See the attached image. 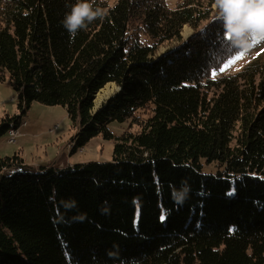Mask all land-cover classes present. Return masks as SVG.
I'll use <instances>...</instances> for the list:
<instances>
[{"label": "trees", "instance_id": "trees-1", "mask_svg": "<svg viewBox=\"0 0 264 264\" xmlns=\"http://www.w3.org/2000/svg\"><path fill=\"white\" fill-rule=\"evenodd\" d=\"M74 2L0 0V82L21 110L0 136L33 101L61 105L72 152L99 134L113 157H0V264H264V59L212 77L243 51L215 0H112L71 36ZM109 81L120 90L95 110Z\"/></svg>", "mask_w": 264, "mask_h": 264}, {"label": "rangeland", "instance_id": "rangeland-1", "mask_svg": "<svg viewBox=\"0 0 264 264\" xmlns=\"http://www.w3.org/2000/svg\"><path fill=\"white\" fill-rule=\"evenodd\" d=\"M178 1L168 0V3L174 7ZM192 31V28L186 26L182 36L184 38L189 37ZM254 36L251 41V47L244 49L229 59L234 60V63L228 64V60L222 66L224 70H217L215 75L212 74V77L219 78L227 74H235L253 59L257 57L264 59V36L256 34ZM237 56L240 58L236 59ZM116 91L115 87L109 96L111 97ZM17 96V92L12 88L8 79L0 82V120L6 114L11 117L21 116ZM105 100L107 98L101 104ZM101 104L96 105L95 103L98 107ZM21 120V125L18 127L19 134L15 142L9 141L10 129L0 136V157L19 153L31 167L48 165L49 163L61 167L75 163L112 160L116 140L105 139L103 135L99 134L90 139L85 146L72 152L73 144L71 139L76 129L72 127V121L68 116L67 110L61 105H44L38 101H33L26 113L22 115ZM24 121L27 124H23ZM126 126L127 123L113 122L110 124V129L115 136H120ZM204 169L205 171L216 170L214 166L208 165H205Z\"/></svg>", "mask_w": 264, "mask_h": 264}, {"label": "clouds", "instance_id": "clouds-1", "mask_svg": "<svg viewBox=\"0 0 264 264\" xmlns=\"http://www.w3.org/2000/svg\"><path fill=\"white\" fill-rule=\"evenodd\" d=\"M107 4V7L101 5ZM67 6V5H66ZM115 5L112 0H75L62 24L71 36L94 20L105 17ZM214 7L222 20L224 32L232 37L233 46L244 50L251 47L252 34L264 36V0H215Z\"/></svg>", "mask_w": 264, "mask_h": 264}, {"label": "bare ground", "instance_id": "bare-ground-1", "mask_svg": "<svg viewBox=\"0 0 264 264\" xmlns=\"http://www.w3.org/2000/svg\"><path fill=\"white\" fill-rule=\"evenodd\" d=\"M116 85L114 83H109L103 89H101L97 95V99L95 101L96 105L101 104V102L107 98L113 91Z\"/></svg>", "mask_w": 264, "mask_h": 264}, {"label": "built area", "instance_id": "built-area-1", "mask_svg": "<svg viewBox=\"0 0 264 264\" xmlns=\"http://www.w3.org/2000/svg\"><path fill=\"white\" fill-rule=\"evenodd\" d=\"M23 124H27V122L24 121ZM18 134H19V132H18L17 128L10 129L9 130V136H10L9 141L10 142H15Z\"/></svg>", "mask_w": 264, "mask_h": 264}, {"label": "snow or ice", "instance_id": "snow-or-ice-1", "mask_svg": "<svg viewBox=\"0 0 264 264\" xmlns=\"http://www.w3.org/2000/svg\"><path fill=\"white\" fill-rule=\"evenodd\" d=\"M224 36H225V39L230 40V41L232 40V37H231V35L229 33L225 32ZM239 58H240L239 56L236 57V59H239ZM231 63H234V60H229L228 61V64H231ZM219 70L222 71L224 69H223V67H221ZM215 72H216V70L214 69L213 70V75H215ZM161 219L163 220V219H165V217L162 216Z\"/></svg>", "mask_w": 264, "mask_h": 264}, {"label": "water", "instance_id": "water-1", "mask_svg": "<svg viewBox=\"0 0 264 264\" xmlns=\"http://www.w3.org/2000/svg\"><path fill=\"white\" fill-rule=\"evenodd\" d=\"M109 83H114V82H110V81H109ZM109 83H108V84H109ZM114 84H115V83H114ZM106 85H107V84H106ZM106 85H105V86H106ZM115 85H116V84H115ZM116 90H117V91L120 90V87L117 86V85H116ZM96 95H97V94H96ZM95 98H96V97H95ZM109 98H110V96L107 97V99H109ZM94 103H95V100H94ZM97 107H98V106H96V105L94 106L95 110L97 109Z\"/></svg>", "mask_w": 264, "mask_h": 264}, {"label": "crops", "instance_id": "crops-1", "mask_svg": "<svg viewBox=\"0 0 264 264\" xmlns=\"http://www.w3.org/2000/svg\"><path fill=\"white\" fill-rule=\"evenodd\" d=\"M70 165H73V164H70ZM58 167H59V165H58Z\"/></svg>", "mask_w": 264, "mask_h": 264}]
</instances>
